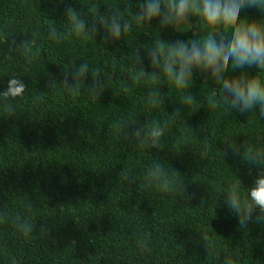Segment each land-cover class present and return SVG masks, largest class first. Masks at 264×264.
<instances>
[{
    "label": "trees",
    "instance_id": "trees-1",
    "mask_svg": "<svg viewBox=\"0 0 264 264\" xmlns=\"http://www.w3.org/2000/svg\"><path fill=\"white\" fill-rule=\"evenodd\" d=\"M142 3L0 0V264H264V115L219 87L242 70L177 88L150 55L230 26L137 22Z\"/></svg>",
    "mask_w": 264,
    "mask_h": 264
},
{
    "label": "clouds",
    "instance_id": "clouds-1",
    "mask_svg": "<svg viewBox=\"0 0 264 264\" xmlns=\"http://www.w3.org/2000/svg\"><path fill=\"white\" fill-rule=\"evenodd\" d=\"M258 8L264 14V0H143L141 11L136 15L137 22L160 18L161 25L172 26L180 31H191L197 27L199 32L204 26L228 25L226 34L217 35L209 32L203 40L194 38L188 42L177 41L168 44L167 51L159 45L151 52L153 65H160L163 72L177 88L188 85L195 71L211 72L218 75L230 65L234 71L242 70L239 76L225 78L219 85L223 100L230 109L238 108L241 112L250 111L259 106L264 115V84L256 76L250 77L243 70L256 66L264 68V15L260 19L241 18V13L251 8ZM85 27L78 21L76 30ZM125 24L124 28L127 29ZM113 35H119L121 25L115 19L111 24ZM81 66L77 75L85 71ZM24 85L16 80L8 81L4 95L22 93ZM159 136V130L153 133ZM252 204L264 212V177L256 180L255 186L248 193ZM233 209L239 210L240 201L232 196L227 201Z\"/></svg>",
    "mask_w": 264,
    "mask_h": 264
}]
</instances>
